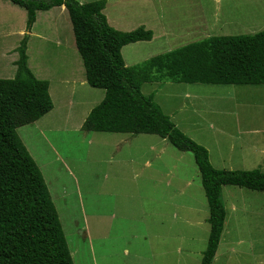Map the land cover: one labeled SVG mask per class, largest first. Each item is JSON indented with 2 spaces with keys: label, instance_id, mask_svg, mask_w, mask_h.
Instances as JSON below:
<instances>
[{
  "label": "rangeland",
  "instance_id": "1",
  "mask_svg": "<svg viewBox=\"0 0 264 264\" xmlns=\"http://www.w3.org/2000/svg\"><path fill=\"white\" fill-rule=\"evenodd\" d=\"M124 2L116 5L108 0L105 14L109 23L133 30L147 25L156 32L151 41L123 47L128 66L209 36L264 29V0ZM50 16L42 14L35 29L45 37H34V48L40 47L32 53L34 68L61 78L74 75L73 28L70 33L69 23L60 18L59 32ZM63 33L70 35L63 39ZM63 40L69 57L59 50ZM3 65L0 59V73H6ZM96 90L97 100L90 107L105 95L103 89ZM142 91L153 94L180 129L207 147L217 168L264 171V156L260 154L264 150V85L163 80L144 83ZM56 109L18 128V133L43 172L74 264H104L99 242H113L106 238L113 225L141 223L154 225L158 231L163 223L178 224L185 248L193 242L195 255L206 249L209 205L191 152L180 151L155 134L86 131L77 124L81 119L67 116L59 106ZM135 176L140 178L132 183L129 179ZM151 177L161 187L154 194L145 189L152 185L147 180ZM136 184L141 188L136 189ZM163 194L169 200L152 199ZM222 200L227 218L221 241L233 244L236 253L226 251V260L221 258L215 264H264V191L225 185ZM195 255L183 264H200Z\"/></svg>",
  "mask_w": 264,
  "mask_h": 264
},
{
  "label": "trees",
  "instance_id": "2",
  "mask_svg": "<svg viewBox=\"0 0 264 264\" xmlns=\"http://www.w3.org/2000/svg\"><path fill=\"white\" fill-rule=\"evenodd\" d=\"M27 11L26 32L17 47L13 78H0V264H74L57 207L43 172L21 139L18 128L36 122L54 108L50 82L29 67L30 32L37 11L64 5L86 68L87 81L103 89V100L82 129L113 133L155 134L180 151L191 152L209 205L210 233L201 264H213L225 228L223 186L264 191V171L221 169L207 147L182 131L146 82L264 85V29L242 35L209 36L128 66L123 47L151 41L154 31L113 27L103 12L107 0H10Z\"/></svg>",
  "mask_w": 264,
  "mask_h": 264
},
{
  "label": "crops",
  "instance_id": "3",
  "mask_svg": "<svg viewBox=\"0 0 264 264\" xmlns=\"http://www.w3.org/2000/svg\"><path fill=\"white\" fill-rule=\"evenodd\" d=\"M121 1L123 2L120 3ZM124 1L125 0H113V3L116 5L127 3ZM106 8L103 11L104 13ZM42 14L51 15L50 17L54 24H57L59 32L61 30L59 27L60 18L63 21L69 23L70 28L68 31H70V33L73 28L69 12L64 5L55 6L49 10L37 11V19L30 32V39L28 42L27 53L29 56V67L39 79H45L50 82V94L54 102L52 113L58 111L56 108L59 106L63 112L67 113V116H75L76 118L81 119V123L77 124L82 128L85 119L91 110L96 106L94 105L90 107L89 105H91L93 101L97 100L95 99L97 95V88H93L90 85L89 88H86V85L89 84L87 81L86 68L83 58L78 51L75 35H73L71 44L73 45V50L75 51V55L77 57L75 58V65L72 64L74 68L77 67V69L74 71V75L70 74L67 77L61 78L57 75L42 74L36 71L32 62V53L33 51H40V47L36 49L34 48V37H45V35L40 34L35 30L36 26L38 25V20ZM27 17V11L25 8L14 4L10 0H0V59L2 63H4L3 66L6 69V73H0V78H13L16 75L17 65L15 62L19 57L17 47L19 46L20 41L26 32ZM110 23L113 25V27H116V29L121 31L127 32L133 30L126 28L122 24H114L112 22ZM142 26L147 27V25ZM68 35L70 34L68 33L66 35L63 33V39H65V37ZM155 36L156 32L153 38H155ZM64 42L65 40H63V45L61 48H59V50L64 53V56L69 57L68 55H70V53L68 52ZM70 60L71 59L69 58V61ZM103 98L104 96L101 97L99 101H96L98 102L96 104H99ZM181 130L184 131L183 128H181ZM260 154H262V157L264 156L263 148L260 151ZM210 159L212 160L211 154ZM139 178V176H135V178H130L129 180L132 183H136L137 181L135 180H138ZM147 180H150L149 184H152L151 186H145V189L150 194L157 193L158 190L161 189V187L155 183L157 181L154 178L151 177ZM135 188L140 189L141 187H138L136 184ZM157 198L161 200H169L166 194H163L161 197H152V199ZM106 238L107 240L112 238L113 242H99V247L102 253V257H99L108 264L110 261L118 262V264H183L185 261L193 259V256L195 255V251L193 250V242H188V246L186 248L184 247L183 231L181 230V227H178V224L166 225L163 223L158 231H156L154 225H142L141 223L138 225H134V223L122 226L113 225L111 226L110 234H108ZM143 238H147V242H141V239ZM89 243L91 245V242ZM224 246H227V250H223ZM226 251L227 254L236 253V249L233 244H226V242L224 243L221 241L213 264H215V262L221 258L226 260ZM203 252L204 251L200 249L195 255L198 260H200V264L202 261ZM94 257L96 258V262H98V255L94 254Z\"/></svg>",
  "mask_w": 264,
  "mask_h": 264
}]
</instances>
